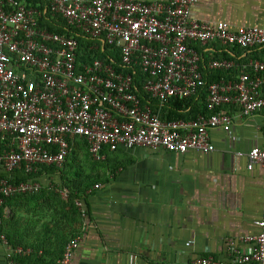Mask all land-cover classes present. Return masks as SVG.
I'll return each mask as SVG.
<instances>
[{
    "label": "built area",
    "instance_id": "1",
    "mask_svg": "<svg viewBox=\"0 0 264 264\" xmlns=\"http://www.w3.org/2000/svg\"><path fill=\"white\" fill-rule=\"evenodd\" d=\"M198 2L47 0L53 18L96 43L93 50L108 45L124 65L139 67L146 75L143 91L160 108L206 85L196 46L264 47L263 27L233 30L225 22L192 18ZM44 14L23 0H0V229L12 213L7 202L54 188L83 142L96 163L105 161V151L137 147L209 155L215 151L212 130L231 127L234 113L251 118L264 111V60L222 59L209 63L210 71L223 76L208 87L207 113L189 121L163 120L159 111L142 103L132 75L99 59L80 64L77 37L41 28ZM236 157L247 159L249 171L264 168V143ZM21 173L33 177L19 181ZM62 191L67 198L69 191ZM76 206L83 232L67 242L58 264H72L90 227L85 201L77 200ZM256 226L259 234L243 240L250 243L247 249L195 256L191 264H264V212ZM1 241L9 264L34 253L12 246L4 234Z\"/></svg>",
    "mask_w": 264,
    "mask_h": 264
},
{
    "label": "crops",
    "instance_id": "2",
    "mask_svg": "<svg viewBox=\"0 0 264 264\" xmlns=\"http://www.w3.org/2000/svg\"><path fill=\"white\" fill-rule=\"evenodd\" d=\"M23 1L43 9L42 0ZM191 16L203 22H225L233 30L264 28V0H199ZM197 51L203 65L227 53L218 44L198 46ZM240 52L236 63L264 60L262 50ZM233 117L231 127L210 132L215 151L209 155L144 147L105 151L106 159L93 172L96 180L87 191L90 227L72 264H191L195 256L220 257L231 247L247 249L250 243L243 240L260 232L256 222L264 212V168L249 171L247 159L236 153L263 146L264 111L251 118L237 113ZM82 152L87 154L79 145L75 153ZM98 184L101 188L95 189ZM11 221L6 219L0 229V264H9L1 241L3 229L19 247L27 243ZM82 225L72 226L67 233L80 235ZM37 248L39 254L18 263L58 264L62 257L63 248L56 255L46 243Z\"/></svg>",
    "mask_w": 264,
    "mask_h": 264
},
{
    "label": "trees",
    "instance_id": "3",
    "mask_svg": "<svg viewBox=\"0 0 264 264\" xmlns=\"http://www.w3.org/2000/svg\"><path fill=\"white\" fill-rule=\"evenodd\" d=\"M42 4H43L42 8H43L45 14L43 15V18H41L39 20V25L41 28L47 29L48 31L53 32V33H57V34H68V35L73 34L74 36H76L77 39L79 40V44H80V48L78 51V62L80 64H90L94 60L99 59V60L105 61L106 63H110V64L114 63L113 67L117 70V72H122L125 74L132 75L134 78V81L136 83L134 91L138 94L142 103L143 104H150L152 106V108H154L156 111H159L161 118L163 120H166V121H179V120L189 121V120H194L198 116L207 113V111H208L207 110L208 87L210 84L218 82L222 78L223 72L210 71L209 64L203 65L202 63H200V69H201V72L203 73V76L205 78L206 85L201 87L195 95H193L187 99L170 100L160 108L158 102L152 100L150 98V96H148L143 91L142 87H143V82L146 80V75H144L141 72L139 67L134 66V65H132V66L124 65L122 63L120 55H118L117 53H113L110 50L108 45H106L104 47L101 46V48L98 51L93 50L96 43H94L90 40L84 39L82 37L80 38L79 33H76L75 31L69 29L64 24V22L62 20L54 19L50 10H49L47 0H42ZM223 48H225V47H223ZM195 49L198 50V46H196ZM225 50H227V53L225 52L226 57L216 58L215 60L226 59L229 61H235L236 62V60L234 58L242 56V52H240V51L243 49L225 48ZM252 50H262L264 52V47H258V48L252 49ZM243 51H244V53H246L250 50H243ZM253 59L258 60L255 58H253ZM232 73H229V74H232ZM83 147L87 151V145L85 142H83ZM87 154L90 157L88 151H87ZM90 159H91V157H90ZM70 163H71V161L68 163L65 170L60 173L62 179L65 176V172H66L67 168L69 167ZM49 171L53 172V169H50ZM32 177L33 176H25L23 173H21V174H19L18 180L19 181H27V180L31 179ZM64 188L69 191V195L67 197V202H68L67 205L70 206V210H69V212L66 213L67 218H69L68 221L70 223H72V226L82 224L83 220H82L81 214H80V212L76 206V201L77 200H84L86 203L87 191L90 187H85V188L84 187H81V188L77 187L75 189H72V188L64 186ZM46 191H49V189H44L38 194L25 195L22 197L10 199L7 202V205L10 207L14 203L19 202L20 200L21 201L22 200L27 201L28 199H30V200H37L38 199L39 200L40 199L39 195L42 194L43 192H46ZM2 228H4V226ZM2 233H4V235L7 237V239L12 244V246L18 247L19 244H16L14 242L15 241L14 238L11 235L7 234L5 229H3ZM76 236L77 235L75 234L70 239H72ZM65 246L63 247L62 254L64 252ZM22 247L25 249H28L29 246L24 245ZM33 250L35 252L31 256H35V255L39 254V252H40L36 246L33 248ZM23 260L24 259L21 258L18 260V262H22Z\"/></svg>",
    "mask_w": 264,
    "mask_h": 264
},
{
    "label": "rangeland",
    "instance_id": "4",
    "mask_svg": "<svg viewBox=\"0 0 264 264\" xmlns=\"http://www.w3.org/2000/svg\"><path fill=\"white\" fill-rule=\"evenodd\" d=\"M70 159L71 163L65 176L63 179L57 177L54 188L40 194L39 200L28 199L15 203L10 217L15 231L23 233L21 237H25V245L38 247L46 243L53 247V255H56L72 237L67 233L73 228L66 215L70 206L62 194V188L91 187L96 180L93 172L104 162H94L85 152H74ZM29 241L32 243L28 244Z\"/></svg>",
    "mask_w": 264,
    "mask_h": 264
}]
</instances>
